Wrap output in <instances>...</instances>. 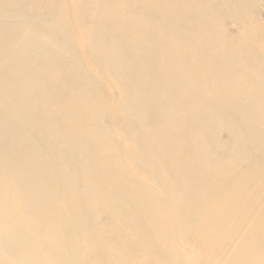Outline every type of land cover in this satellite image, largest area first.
<instances>
[{
	"label": "bare ground",
	"instance_id": "1",
	"mask_svg": "<svg viewBox=\"0 0 264 264\" xmlns=\"http://www.w3.org/2000/svg\"><path fill=\"white\" fill-rule=\"evenodd\" d=\"M0 264H264V0H0Z\"/></svg>",
	"mask_w": 264,
	"mask_h": 264
}]
</instances>
